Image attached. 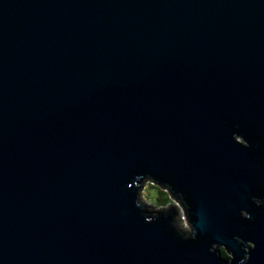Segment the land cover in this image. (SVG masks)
<instances>
[{"label": "water", "instance_id": "water-1", "mask_svg": "<svg viewBox=\"0 0 264 264\" xmlns=\"http://www.w3.org/2000/svg\"><path fill=\"white\" fill-rule=\"evenodd\" d=\"M246 254L264 264V0H0V264Z\"/></svg>", "mask_w": 264, "mask_h": 264}, {"label": "rangeland", "instance_id": "rangeland-1", "mask_svg": "<svg viewBox=\"0 0 264 264\" xmlns=\"http://www.w3.org/2000/svg\"><path fill=\"white\" fill-rule=\"evenodd\" d=\"M140 198L144 203L153 206L154 208L168 206V203L171 201V198L166 190L162 189L156 184H152L150 181L146 182L144 187L141 189ZM177 216L179 219V227L187 230L185 226H189L183 213L180 211Z\"/></svg>", "mask_w": 264, "mask_h": 264}, {"label": "clouds", "instance_id": "clouds-1", "mask_svg": "<svg viewBox=\"0 0 264 264\" xmlns=\"http://www.w3.org/2000/svg\"><path fill=\"white\" fill-rule=\"evenodd\" d=\"M236 139L239 140V136H237ZM241 143L243 144L244 148L249 147V144H248V142H247L245 139H244L243 141H241ZM253 202H254L256 205H258V206L261 205V201H260L259 199H257V198H253ZM239 215H240L242 218H244V219H248V218H249V213H248L246 210H241V211L239 212ZM185 227H186L187 230L190 232V234H191V239H195L194 229L192 228V226H190V227L185 226ZM191 239H190V240H191ZM237 241L239 242V238H237ZM216 246H217V244L213 243V244L211 245L210 251H214L213 248H215ZM219 246H221V248L224 247L223 245H219ZM253 247H254V245H253L251 242H246V243H245V247H244L243 250H244L245 253H247L248 250L251 249V248H253ZM216 254H217V256L222 260V258L220 257V254H219L218 251H216ZM231 255H232V254H231ZM232 258H233V256H232ZM248 259H249V257H248V255L246 254V255H245V256L239 261V264H246V262H247Z\"/></svg>", "mask_w": 264, "mask_h": 264}, {"label": "trees", "instance_id": "trees-1", "mask_svg": "<svg viewBox=\"0 0 264 264\" xmlns=\"http://www.w3.org/2000/svg\"><path fill=\"white\" fill-rule=\"evenodd\" d=\"M158 198H160V197H158ZM168 200V199H167ZM164 204V203H163ZM221 255H222V257H224V258H228V255L225 253V251L222 249L221 250Z\"/></svg>", "mask_w": 264, "mask_h": 264}]
</instances>
